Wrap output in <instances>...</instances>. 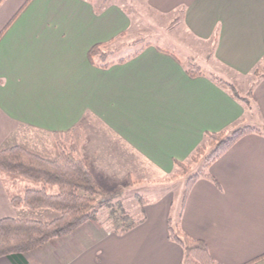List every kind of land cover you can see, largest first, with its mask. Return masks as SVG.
I'll return each mask as SVG.
<instances>
[{"label":"crops","instance_id":"0c3cea01","mask_svg":"<svg viewBox=\"0 0 264 264\" xmlns=\"http://www.w3.org/2000/svg\"><path fill=\"white\" fill-rule=\"evenodd\" d=\"M127 1L0 3V147L15 133L81 125L82 152L111 193L145 183L136 178L140 172L171 177L206 133L244 123L264 126V0H138L137 6ZM134 12H145L153 26L163 14L166 27L178 29L176 41L166 40L189 63L150 42L126 62L93 64L94 45L111 42L123 49L140 40ZM193 64L202 74H189ZM218 78L239 94L242 89L251 105ZM106 156L118 159L98 165L95 157ZM116 173L122 178L115 179ZM207 173L197 178L183 207L182 197L180 209L164 182V193L148 197L143 221L130 230L114 231L104 211L28 252L26 264H183L184 249L170 238L171 220L204 240L221 264H264V134L242 137ZM31 215L12 206L0 176V219ZM0 264L15 263L0 257Z\"/></svg>","mask_w":264,"mask_h":264},{"label":"trees","instance_id":"16d2710c","mask_svg":"<svg viewBox=\"0 0 264 264\" xmlns=\"http://www.w3.org/2000/svg\"><path fill=\"white\" fill-rule=\"evenodd\" d=\"M4 0H0L2 3ZM141 46L128 54L119 55L121 48L111 42L94 45L90 52L93 64L109 67L128 61L150 42L143 39L131 44ZM190 75L202 74L201 67L193 64ZM264 77V59L262 61ZM233 95L250 106L249 96H241L237 89L223 79ZM252 93H250L251 95ZM251 133L264 134V126L244 124L232 132L206 133L204 142L190 156L197 158L207 151L206 141L215 145L192 175L183 194L186 197L201 175H209L207 168L225 154L237 141ZM86 135L81 125L68 131L46 132L31 130L26 135L15 133L0 147V176L13 207L30 211V217H4L0 219V257H7L15 264H26L25 255L47 243L62 239L85 223L95 221L105 210V222L119 233L130 230L143 221L125 210L122 190L108 193L97 181L82 147ZM184 162H178L182 165ZM141 207L150 200L137 195ZM170 238L179 243L185 252L183 264H221L212 256L208 244L189 236L177 221H170Z\"/></svg>","mask_w":264,"mask_h":264},{"label":"rangeland","instance_id":"374dc122","mask_svg":"<svg viewBox=\"0 0 264 264\" xmlns=\"http://www.w3.org/2000/svg\"><path fill=\"white\" fill-rule=\"evenodd\" d=\"M129 4H133V5H138V0H128L127 1ZM126 3V4H128ZM134 15L138 18V20H140L141 22L140 27L138 28L140 30V32H138V30L136 31V33L134 34L135 37L137 38L138 33H140L141 35H139L140 39H143L145 42H152L162 48L165 49H169V50H175L176 53L178 54V56L180 57V59L182 61H184L185 63H189L188 59H187V55L183 52V50L181 48H177L175 49L174 46H172L166 39L168 36H171L172 39H175V34L176 31L178 29H169L166 27V17H163V14L159 16V18L156 20V22H158L157 25H154L150 22H148L147 20L149 19V17L146 16V13H137L134 12ZM177 15V14H175ZM165 19V20H164ZM152 24V26H151ZM133 34H128L127 37L132 38L134 36ZM177 35V34H176ZM143 42H140L139 44L135 45V46H125L122 49V52L116 56H121L124 54H128L131 51H134L135 49L139 48L141 46ZM204 69H206V67H204ZM246 81V80H244ZM242 85H246V82H243ZM247 85H248V80H247ZM241 89V88H240ZM242 92H244L241 89ZM240 93V94H244V93ZM245 124V123H244ZM243 124V125H244ZM242 126V125H241ZM235 130V128L233 129ZM233 130L229 131L232 132ZM205 144L207 145V151L205 154H202V156L197 158V161L189 158L188 160L184 161V164L182 165H178L177 166V170L176 172L169 178H165L162 176L158 175H154V174H149V173H138V175H136V178H145L144 181H146L143 184L137 185L135 187H129L130 185H123L124 188H118L116 190H122L123 191V195L121 197L122 199V203H123V207L125 210L129 211L132 215H134L136 218H140V212H141V205L140 202L137 198V195H143V196H147V197H153L155 196L156 192L157 194L159 193H164V188H166V186L162 183L167 182V191H171L174 193L175 197H176V201L175 204L177 205V207H179L178 209H180V205H181V200L183 197V193L186 189V185L187 182L189 180V178L194 175L199 168H201L204 160H205V156L206 154L210 153L211 150L213 149V147L215 145H209V141H206ZM95 159H97L99 161V163H97L98 165L101 164L102 159H106L107 161L109 160H116L118 159L117 157L114 156H109V157H95ZM95 162V160H94ZM115 163V161H114ZM111 166L113 167V169L117 170V164H111ZM152 173V172H151ZM141 174V175H139ZM116 173L115 179H118L119 177L122 176V174ZM140 176V177H137ZM142 176V177H141ZM122 178V177H121ZM148 178L149 179H154L156 181H153L151 183H148ZM169 187V188H168ZM115 190V191H116ZM114 192V191H113ZM105 210H103L104 212ZM102 212V213H103ZM177 214V212H175V215Z\"/></svg>","mask_w":264,"mask_h":264}]
</instances>
